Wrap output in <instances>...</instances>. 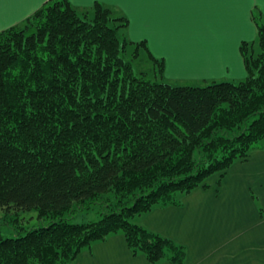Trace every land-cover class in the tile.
Returning a JSON list of instances; mask_svg holds the SVG:
<instances>
[{
    "label": "trees",
    "instance_id": "trees-1",
    "mask_svg": "<svg viewBox=\"0 0 264 264\" xmlns=\"http://www.w3.org/2000/svg\"><path fill=\"white\" fill-rule=\"evenodd\" d=\"M46 0L0 31V207L37 212V227L0 233V264H74L94 242L121 233L151 264H186L185 245L132 218L180 206L207 179L264 148V14L239 49L236 81L174 86L136 73L123 53L128 18L94 2ZM262 52L252 53L253 42ZM97 206L98 220L75 212Z\"/></svg>",
    "mask_w": 264,
    "mask_h": 264
},
{
    "label": "crops",
    "instance_id": "crops-1",
    "mask_svg": "<svg viewBox=\"0 0 264 264\" xmlns=\"http://www.w3.org/2000/svg\"><path fill=\"white\" fill-rule=\"evenodd\" d=\"M45 1L0 0V31L20 24ZM69 1L80 9L98 1L125 15L126 38L145 41L164 60V74L196 82L244 78L239 45L256 37L253 9L264 14V0ZM135 221L185 245L186 264H264V148L210 177L180 206L155 208ZM74 264L151 263L115 233L83 249Z\"/></svg>",
    "mask_w": 264,
    "mask_h": 264
},
{
    "label": "rangeland",
    "instance_id": "rangeland-1",
    "mask_svg": "<svg viewBox=\"0 0 264 264\" xmlns=\"http://www.w3.org/2000/svg\"><path fill=\"white\" fill-rule=\"evenodd\" d=\"M79 9V13H88L92 15L91 8ZM112 9L113 15H120L115 9ZM123 31L118 30V37L120 40L123 38ZM256 38V37H255ZM252 53L254 55L260 54L262 48L257 44V41L253 42ZM133 46H129L127 50L123 53V56L127 60H132L133 68L136 73L145 72V76L150 80H157L161 82H166L174 86L178 85H202L204 81L196 82V80L190 79L186 76L181 77L179 75L168 76L167 74H162V76L157 72L156 65L153 63V60L149 57L147 52L144 49H139L138 53L133 56L132 54ZM218 175V174H215ZM210 178V177H209ZM208 178V179H209ZM207 179V180H208ZM99 215L97 213V206L89 211H78L75 212L72 221L76 223H85L92 220H98ZM131 221H135L133 217ZM136 222V221H135ZM40 221L37 216V212L34 209L23 210L15 209L14 207H0V233L4 237H12L15 235H22L25 233L27 228L37 227Z\"/></svg>",
    "mask_w": 264,
    "mask_h": 264
}]
</instances>
